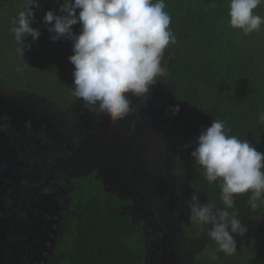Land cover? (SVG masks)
Wrapping results in <instances>:
<instances>
[{
	"label": "trees",
	"instance_id": "trees-1",
	"mask_svg": "<svg viewBox=\"0 0 264 264\" xmlns=\"http://www.w3.org/2000/svg\"><path fill=\"white\" fill-rule=\"evenodd\" d=\"M26 2L0 0V91L29 93L39 101L47 93V74L60 70L58 80L68 93L74 88V65L68 59L74 54L73 41L68 38L53 41V34L43 21L49 10L62 15L59 8L64 0H38L31 27L38 29L40 36L36 40L31 36L25 38L21 56L11 28ZM165 3L177 44L166 50L168 75L162 80L158 78L150 94L156 86L162 88L167 110L160 119L161 133L169 146L168 152L175 155V169L184 174L187 187L199 193L202 204L214 203L223 209L218 183L210 184L205 179L203 169L190 156L193 149H184L183 145L194 146L201 131L210 127L214 119H221L231 128L229 135L246 139L264 153V124L258 118L264 112V24L260 31L249 35L231 28L230 0H165ZM255 13L264 17V3ZM72 27L78 35L81 25ZM61 87H57L58 103L63 101L61 104L67 106L69 100L66 101L67 94L61 95H65ZM0 103L12 116H25L23 111L8 110L6 103ZM176 105L180 111L173 115L169 107ZM72 187L73 194L62 213L47 264H144L142 221L116 211L127 202L105 191L94 175L73 179ZM250 195L236 196L234 208L228 211L238 214L248 229L244 236H236L250 242V252L241 264H264V232L258 223L264 204L252 210L248 204ZM194 225L191 231L203 229L201 224ZM210 243L216 247L214 260L227 261L228 253L215 240Z\"/></svg>",
	"mask_w": 264,
	"mask_h": 264
},
{
	"label": "flooded vegetation",
	"instance_id": "flooded-vegetation-1",
	"mask_svg": "<svg viewBox=\"0 0 264 264\" xmlns=\"http://www.w3.org/2000/svg\"><path fill=\"white\" fill-rule=\"evenodd\" d=\"M131 100L133 110L113 122L86 108L81 99L75 111L81 139L75 149L74 141L61 143L43 128V121L0 117V264H47L73 194L72 180L87 175H94L105 191L127 202L117 212L142 221L144 264H163L160 250L167 232L170 240L181 236L179 231L188 238L184 221L190 211L187 201L194 193L184 174L175 169V155L168 152L161 133L164 111L154 113L166 104L163 93ZM118 126L124 128L122 135L115 130ZM150 133L164 144L151 140ZM152 143L163 146L158 152L164 148L157 157ZM183 210L188 212L182 214Z\"/></svg>",
	"mask_w": 264,
	"mask_h": 264
},
{
	"label": "clouds",
	"instance_id": "clouds-1",
	"mask_svg": "<svg viewBox=\"0 0 264 264\" xmlns=\"http://www.w3.org/2000/svg\"><path fill=\"white\" fill-rule=\"evenodd\" d=\"M264 0H230L229 26L244 35L258 32L264 17L255 10ZM38 0H27L26 6L12 21L11 31L23 56V42L31 36L36 40L40 31L31 27ZM77 9L79 14L77 15ZM165 0H64L57 15L49 10L43 21L51 39L73 41V95L84 106L108 116L113 122L124 119L133 109L131 98L147 100L150 89L168 75L165 54L177 44L170 28L172 17ZM81 25L80 33L73 25ZM178 105L169 112L177 115ZM264 124V112L258 114ZM231 128L221 119L202 130L193 144L183 145L194 162L201 166L205 179L218 183L225 208L214 203L201 204L199 193L187 201L190 220L208 227L207 235L226 253L236 251L237 235L244 236L247 226L238 214L228 209L234 198L251 193L248 204L256 210L264 204V153L258 152L246 139L229 135Z\"/></svg>",
	"mask_w": 264,
	"mask_h": 264
},
{
	"label": "rangeland",
	"instance_id": "rangeland-1",
	"mask_svg": "<svg viewBox=\"0 0 264 264\" xmlns=\"http://www.w3.org/2000/svg\"><path fill=\"white\" fill-rule=\"evenodd\" d=\"M49 79L46 83L47 93L42 97L41 100L36 101L34 97L29 93H20L19 91H11L9 90L7 93L4 91H0V102L6 103V108L16 109L19 111H23L25 113L24 118H28L29 116L33 117V121L37 124L41 121L44 122L43 128L49 130L54 135L57 136L62 143V141H74L73 145L74 149L78 147V143L81 139L80 135L78 138V125H76V117L75 111L80 108L81 99L76 98L72 93V88L67 93V90H64V86L61 87V80H58L61 72L60 70L54 71L51 70L48 74ZM61 87L62 91H65V95L61 93L62 96H66V101H68L67 106L66 103L63 105L58 103L57 92H60L58 89ZM70 87V86H69ZM49 88V90H48ZM155 92L151 95H155L159 97L162 93V88L156 86L154 88ZM75 98V99H74ZM131 99V97H129ZM136 99V98H134ZM65 100V98H64ZM5 107L0 103V107ZM66 107V108H65ZM166 104L163 107L155 110V114H161L162 111L166 112ZM98 113V112H97ZM10 114V113H8ZM99 115L106 116L102 113H98ZM156 115L153 116L151 120H149L148 125L152 127L154 121L156 119ZM9 119V118H7ZM12 120V119H11ZM17 121V120H15ZM118 135H122L124 128L116 127ZM151 134V133H150ZM149 134V135H150ZM75 136L73 138H68ZM151 140H157L163 143V141L156 135L151 134ZM148 142L149 140L146 139ZM164 144V143H163ZM159 147H163L158 144H151V149L155 150V155L157 157L158 153H162L164 148L161 149L160 152L157 151ZM201 202V200H200ZM202 204V202H201ZM189 211V209H188ZM183 210L182 214L188 212ZM183 218L179 219V223L182 226ZM259 229L264 232V213L258 219ZM170 225V224H168ZM203 226V229L200 231H191L192 228H195L193 222H191L190 217L187 222L184 223V230H187V239L182 237V231L180 235L169 239L170 232H167L166 240L162 243V247L160 250V256L162 258L163 264H241L243 263V259L250 252V242L248 240H242L239 237H235L236 239V251L232 253H228L227 261L224 260L222 262H216L212 257L216 247L210 243L212 239L207 235L208 227ZM162 231H165L167 228V224L165 223ZM168 242L167 244L165 242ZM167 260L169 262H167Z\"/></svg>",
	"mask_w": 264,
	"mask_h": 264
},
{
	"label": "water",
	"instance_id": "water-1",
	"mask_svg": "<svg viewBox=\"0 0 264 264\" xmlns=\"http://www.w3.org/2000/svg\"><path fill=\"white\" fill-rule=\"evenodd\" d=\"M8 113H9L8 111H5L3 108L0 107V117L5 116L6 118H10L12 115H11V113L10 114H8ZM107 119L112 121L108 116H107ZM0 137H3V134L1 131H0Z\"/></svg>",
	"mask_w": 264,
	"mask_h": 264
}]
</instances>
